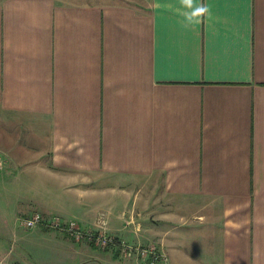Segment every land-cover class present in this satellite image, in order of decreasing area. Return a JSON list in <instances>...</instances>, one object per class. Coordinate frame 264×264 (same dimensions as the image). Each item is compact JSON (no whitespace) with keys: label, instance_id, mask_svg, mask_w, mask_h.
Instances as JSON below:
<instances>
[{"label":"crops","instance_id":"1","mask_svg":"<svg viewBox=\"0 0 264 264\" xmlns=\"http://www.w3.org/2000/svg\"><path fill=\"white\" fill-rule=\"evenodd\" d=\"M195 3L0 0L8 264H264V0Z\"/></svg>","mask_w":264,"mask_h":264},{"label":"built area","instance_id":"2","mask_svg":"<svg viewBox=\"0 0 264 264\" xmlns=\"http://www.w3.org/2000/svg\"><path fill=\"white\" fill-rule=\"evenodd\" d=\"M43 223V218L40 213H33L31 217L22 220V226H24L26 229H33L39 225H43ZM47 226L53 230L63 231L68 236L72 237L77 241L81 239H87L92 242L97 248L103 250L107 248L109 244L113 241L111 238L107 237L103 232H93L91 230L83 231L77 228L74 222L63 223L59 218L52 219L50 222H48ZM120 245V247L122 248V252L125 256H130L132 253H134L135 249H133L131 245H127L124 242H121ZM138 247L139 249H137V253L139 255L148 254L150 256L156 257L154 249H146L140 246Z\"/></svg>","mask_w":264,"mask_h":264},{"label":"rangeland","instance_id":"3","mask_svg":"<svg viewBox=\"0 0 264 264\" xmlns=\"http://www.w3.org/2000/svg\"><path fill=\"white\" fill-rule=\"evenodd\" d=\"M2 127H0V129H1ZM0 135H1V133H0ZM1 139H0V143H1ZM3 142V141H2ZM2 154V153H1ZM3 155V154H2ZM2 164H3V162H2V160H0V172H2V170H3V168H4V164H3V166H2ZM1 191H2V189H0V262H2V264H8L7 262H6V260H5V257H7L6 255L7 254H10V253H12V254H18V251L20 250V254H21V252L22 251H24L23 250V248L21 249L20 247H18V245H14L13 244V242H11V241H9L8 239H7V237L6 238H4V236L5 235H7V230H8V225L10 224L11 225V228H16L15 226H13V224H12V222L10 223V221H9V214H8V212H7V210L4 208V209H1L2 208V206H3V204H1V203H3L4 202V198H3V194L1 195ZM27 209H29V207L27 208ZM31 212H33V211H31ZM24 214V213H23ZM28 216L29 215H27V216H23V218L21 219V222L20 223H22V220L23 219H25V218H28ZM11 219H13L12 217H10ZM13 222H14V219L12 220ZM76 225V224H75ZM76 227L77 228H79L77 225H76ZM100 229V227L98 226V228H95V229H89V230H91V231H93L94 232V230H97V231H100L99 230ZM88 230V229H87ZM88 230V231H89ZM101 232V231H100ZM107 237H109V238H111L113 241L109 244V246L108 247H110L112 244H115V238L114 237H112V236H109L108 234H106V233H104ZM71 239L73 240H71V242L72 243H74V244H78V243H81L82 241H85V239H81V240H75V239H73L72 237H71ZM139 245H131V247L133 248V249H135L134 250V252H138L137 251V249H139V247H138ZM96 247V246H95ZM107 247V248H108ZM141 247V246H140ZM106 248V249H107ZM142 248H146V249H154L155 250V256L156 257H153V256H151L152 257V259L154 260V261H161V262H166L167 261V257H166V255L164 254V253H162V252H159L158 250H157V247H155V246H151V247H142ZM10 249V250H9ZM11 249H14V250H12V252H11ZM17 249H19V250H17ZM99 249V248H98ZM101 250H103V249H101ZM157 251V252H156ZM22 255V254H21ZM148 256V254H144V255H141L140 254V258H142V257H147ZM8 261H9V259H8ZM9 263H11V262H9Z\"/></svg>","mask_w":264,"mask_h":264},{"label":"clouds","instance_id":"4","mask_svg":"<svg viewBox=\"0 0 264 264\" xmlns=\"http://www.w3.org/2000/svg\"><path fill=\"white\" fill-rule=\"evenodd\" d=\"M180 2L187 9L184 13V23L186 26L191 27L201 23L202 18L209 12L205 5L196 4L195 0H180Z\"/></svg>","mask_w":264,"mask_h":264}]
</instances>
